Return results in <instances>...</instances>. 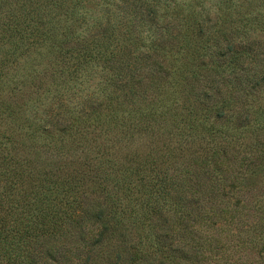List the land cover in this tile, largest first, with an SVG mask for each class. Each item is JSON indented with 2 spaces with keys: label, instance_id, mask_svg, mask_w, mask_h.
<instances>
[{
  "label": "trees",
  "instance_id": "trees-1",
  "mask_svg": "<svg viewBox=\"0 0 264 264\" xmlns=\"http://www.w3.org/2000/svg\"><path fill=\"white\" fill-rule=\"evenodd\" d=\"M0 264H264V0H0Z\"/></svg>",
  "mask_w": 264,
  "mask_h": 264
}]
</instances>
